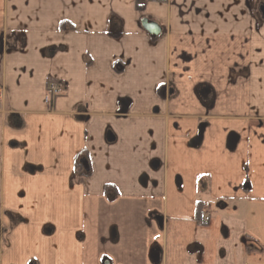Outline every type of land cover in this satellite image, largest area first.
I'll return each instance as SVG.
<instances>
[{"label":"crops","instance_id":"0c3cea01","mask_svg":"<svg viewBox=\"0 0 264 264\" xmlns=\"http://www.w3.org/2000/svg\"><path fill=\"white\" fill-rule=\"evenodd\" d=\"M263 8L0 0V264H264Z\"/></svg>","mask_w":264,"mask_h":264},{"label":"water","instance_id":"95a60500","mask_svg":"<svg viewBox=\"0 0 264 264\" xmlns=\"http://www.w3.org/2000/svg\"><path fill=\"white\" fill-rule=\"evenodd\" d=\"M144 29L153 37H158L159 35H161V27H159V25H157L156 23L153 22H145L144 23ZM82 166L83 167H88V164L86 161H82ZM160 256L157 253H154L152 255V259L155 261H159ZM103 264H109V260L105 259L103 261Z\"/></svg>","mask_w":264,"mask_h":264},{"label":"built area","instance_id":"2783aa9c","mask_svg":"<svg viewBox=\"0 0 264 264\" xmlns=\"http://www.w3.org/2000/svg\"><path fill=\"white\" fill-rule=\"evenodd\" d=\"M144 1H151V0H144ZM50 92L52 93V95H58L61 90H60V87L58 84H52L50 87ZM49 100V98L47 97V101ZM205 222H208L209 221V218H205L204 219Z\"/></svg>","mask_w":264,"mask_h":264},{"label":"trees","instance_id":"16d2710c","mask_svg":"<svg viewBox=\"0 0 264 264\" xmlns=\"http://www.w3.org/2000/svg\"><path fill=\"white\" fill-rule=\"evenodd\" d=\"M81 162H79V164L77 165V169H81V164H80Z\"/></svg>","mask_w":264,"mask_h":264},{"label":"flooded vegetation","instance_id":"af4514ba","mask_svg":"<svg viewBox=\"0 0 264 264\" xmlns=\"http://www.w3.org/2000/svg\"><path fill=\"white\" fill-rule=\"evenodd\" d=\"M262 11H263V15H264V8H263V10H262Z\"/></svg>","mask_w":264,"mask_h":264},{"label":"rangeland","instance_id":"374dc122","mask_svg":"<svg viewBox=\"0 0 264 264\" xmlns=\"http://www.w3.org/2000/svg\"><path fill=\"white\" fill-rule=\"evenodd\" d=\"M213 218H214V215H213Z\"/></svg>","mask_w":264,"mask_h":264}]
</instances>
